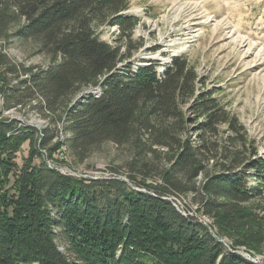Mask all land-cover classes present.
Returning a JSON list of instances; mask_svg holds the SVG:
<instances>
[{"label": "trees", "instance_id": "trees-1", "mask_svg": "<svg viewBox=\"0 0 264 264\" xmlns=\"http://www.w3.org/2000/svg\"><path fill=\"white\" fill-rule=\"evenodd\" d=\"M129 6L0 0L3 109L31 106L68 134L49 148L54 129L39 138L0 121V264H254L234 249L263 244L264 161L185 54L161 73L152 62L132 69L142 44L132 40L140 19L125 14ZM103 27L118 29L116 45L100 40ZM13 39L34 43L47 67L11 63L3 51ZM89 88L98 93L75 102ZM109 143L129 148L128 183L64 175L43 159L57 162L64 148L81 166ZM176 197L212 223L181 211Z\"/></svg>", "mask_w": 264, "mask_h": 264}, {"label": "rangeland", "instance_id": "rangeland-1", "mask_svg": "<svg viewBox=\"0 0 264 264\" xmlns=\"http://www.w3.org/2000/svg\"><path fill=\"white\" fill-rule=\"evenodd\" d=\"M129 2L130 6L125 14L140 19L132 34V40L137 45L142 44L130 61L132 69L152 62L160 65L158 71L161 73L163 65L169 63L172 57L185 54L205 81L204 89L221 91V104L237 117L251 141V151L256 152L253 159L264 161V0ZM118 35L117 28L103 27L99 38L114 46L117 44ZM3 53L11 63L31 68L34 72L45 69L49 63V58L41 54L30 41L13 39ZM1 73H4L3 68L0 69L2 90L6 85L2 78L4 74ZM22 79L26 80L28 76L22 75ZM91 92L98 93V89L85 90L76 97L75 102H81L83 97ZM0 121L17 122L20 129L32 127L39 138L44 137L48 129H54L55 138L49 148L61 143L68 135L57 131L58 127L55 129L49 121L40 118L31 106L4 110L1 98ZM193 134L191 131L192 139ZM221 137H226L224 130ZM42 151L47 153L46 150ZM56 157L62 168L77 175L129 182L125 169L130 157L129 148L105 144L81 166L70 163V157L64 148ZM43 159L46 164L49 160L52 161L48 155ZM69 173L68 175L76 176L72 172ZM259 181L264 184V180ZM249 182L250 185L257 183L254 176ZM170 200L181 211L193 214L200 223H212L210 219L195 213L196 208L193 206L188 208L187 198L176 197ZM261 215H264L263 212ZM220 241L224 243L228 253L233 252V241L229 237L221 236ZM234 250L238 252V256L251 263L264 264V240L258 253L244 247Z\"/></svg>", "mask_w": 264, "mask_h": 264}, {"label": "bare ground", "instance_id": "bare-ground-1", "mask_svg": "<svg viewBox=\"0 0 264 264\" xmlns=\"http://www.w3.org/2000/svg\"><path fill=\"white\" fill-rule=\"evenodd\" d=\"M0 89H1V87H0ZM0 92H1V91H0ZM49 166L52 167V168L57 169L59 172H61V173L64 174V175H68V174H70L69 172H64V171L60 170L61 168H59L55 163L49 162ZM69 176H71V175H69ZM76 176H77V175H76ZM76 176H73V177H76ZM77 178H84V176H77ZM89 178H91V179H99V178H93V177H89ZM251 261H252V260H251Z\"/></svg>", "mask_w": 264, "mask_h": 264}, {"label": "built area", "instance_id": "built-area-1", "mask_svg": "<svg viewBox=\"0 0 264 264\" xmlns=\"http://www.w3.org/2000/svg\"><path fill=\"white\" fill-rule=\"evenodd\" d=\"M56 165H58V167H60L61 169H63L64 171H68V172H72L74 173L75 175H77L75 172L71 171V170H68V169H64L62 168V165H60V162H55ZM77 176H83V175H77ZM89 176H84V179H88ZM176 206V205H175ZM177 207V206H176ZM178 208V207H177ZM190 216H192L193 214H189Z\"/></svg>", "mask_w": 264, "mask_h": 264}, {"label": "water", "instance_id": "water-1", "mask_svg": "<svg viewBox=\"0 0 264 264\" xmlns=\"http://www.w3.org/2000/svg\"><path fill=\"white\" fill-rule=\"evenodd\" d=\"M83 96H81V98H82Z\"/></svg>", "mask_w": 264, "mask_h": 264}]
</instances>
